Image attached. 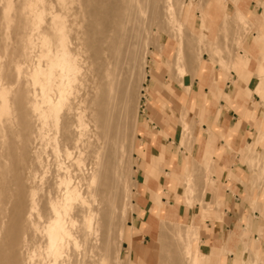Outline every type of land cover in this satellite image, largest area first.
I'll list each match as a JSON object with an SVG mask.
<instances>
[{
	"label": "bare ground",
	"instance_id": "obj_1",
	"mask_svg": "<svg viewBox=\"0 0 264 264\" xmlns=\"http://www.w3.org/2000/svg\"><path fill=\"white\" fill-rule=\"evenodd\" d=\"M74 1L0 3L10 29L0 35V264L122 261L120 221L133 205V104L146 77L150 27L179 33L183 0H84L72 11ZM229 13L222 10L221 22ZM197 47L193 73L203 59ZM255 76L249 89L258 93L262 76Z\"/></svg>",
	"mask_w": 264,
	"mask_h": 264
},
{
	"label": "rangeland",
	"instance_id": "obj_2",
	"mask_svg": "<svg viewBox=\"0 0 264 264\" xmlns=\"http://www.w3.org/2000/svg\"><path fill=\"white\" fill-rule=\"evenodd\" d=\"M2 1L4 2V0H0V3H3ZM82 2H84V0H76L72 2L69 7L72 11H74V9L80 10L82 8ZM3 4H0V26L3 24V26L0 27V31L3 27L4 28L0 32V35L1 33L9 34L10 31V29L4 25L5 19H3V15H1V5ZM181 5L178 14L179 17L177 16L178 21L181 23L179 33H175V28L169 27L170 25L163 26V31L160 30L161 28L156 29L154 26L150 27L151 43L149 44V51L145 61L146 77L144 78L143 84H141L140 81L137 94L139 98H137V102L134 101L133 104L134 106L136 105V124L135 136L131 146L132 150L129 152V155H131L129 156V160L131 158L129 162L131 165V179L128 180V183H131L129 198L133 205L126 208L125 214L120 221V224L123 223L122 227L125 233L121 239L120 246L118 247L119 250L117 252V257L123 261L119 262V264H125L126 261L127 264H188L187 256L191 259V264H214L215 262L214 258L212 259L211 255L205 254L199 246V238L201 234L200 223L203 219L213 220L220 218L223 205L220 186H223V181L218 174V163L212 161L207 153H205V159L198 160L195 147L193 143L191 144V138L187 137L186 134L188 132V129L186 128L187 125H183L182 123V119H185V117L180 119V125L185 135L182 133L183 136H180L178 144L183 147L182 150L183 153H186V156L182 154V163H178L176 166V169L180 172L177 171L175 174L172 171L170 174L167 173L165 175L171 182L170 187L172 186V183H174L179 190L182 191L181 195L176 196V200L181 202L182 205L189 207L192 212H195L198 207V215L194 216L189 224L178 223L165 215L164 213L169 212L170 208L167 205L170 198L169 195L160 190L155 191L152 194L149 193L147 189L148 176L140 171V168H142L141 160L144 157V144L141 139L144 126L140 124V121L143 118L144 108L147 102V85L149 83V78L151 79L153 76L160 78L162 88L170 93H174L175 87H180L183 91H187L188 89L184 87L183 81L186 80V83H192L194 78L199 76L205 67V61L204 59H201L196 72L193 73L192 71L191 64H193V58L195 56L193 49L194 52H196L195 48L197 46L196 50L200 49L201 54L203 53L201 58L204 57L211 62H216L221 69H224L225 71H233L236 75L241 67H246L247 55L249 54L250 49L256 51V57L253 59V62L264 67V15H260L264 12V0H183ZM236 8L239 10L242 9L239 11V13H241L240 15H237L238 9ZM222 10H230L228 19H225L226 22L225 20H222L221 22ZM234 10L237 12H234ZM232 12L234 15L231 14ZM230 15H232V17L236 15V18L239 16L237 20H239V18L240 20L243 19L241 22L239 20V24L243 23L245 26L238 25V22H236L237 20L231 18ZM167 31H170V33L173 31L176 35L171 36ZM176 39L179 40L177 41ZM237 40L239 42H237ZM190 43L192 45L194 43L192 46L193 48ZM178 46H180L182 51L180 50V52L177 53ZM174 51L176 52V55ZM241 54H244L245 56ZM2 60H4V58L0 54V61ZM178 67L184 68L185 74L184 71H180ZM254 67L248 69L252 70ZM262 67L259 68L258 73L262 74V81H264V69H262ZM252 78H254L252 83L254 85L259 77L253 76ZM143 88L144 90H142ZM247 89L248 92L251 91L249 88ZM244 97H246V94H244ZM165 103H167V101H165ZM170 111L172 112V107ZM262 129H264V123H260L258 132L261 133H258L259 135L256 139L251 141V144L245 143V146L243 145L239 150H233L234 155H236L238 159L235 168L240 173L244 174V178L239 179L231 174H229L228 177H231L238 182L242 191L247 187L250 189L252 188L250 190V195L252 197L241 194L238 195L241 197L242 201L248 203L251 211H258L261 216H264V214H262L264 213V203L261 202L259 197L252 199L254 198L253 196H257L261 190L264 191V159H262L264 158L262 157L264 156V135H262ZM254 149L255 152L253 151ZM249 153L252 154L250 155ZM162 158L163 154L161 151L158 156H152L150 164L148 165L149 168L151 165L155 167L156 162L161 161ZM132 165L135 166V168L132 167ZM194 167L197 169H194ZM160 175H164V172L160 171ZM170 187H168V189H170ZM183 189L186 190V193L183 192ZM187 190H189V192ZM157 194L160 195L162 202L161 212L163 213L160 217L153 214L154 208L157 210V205L159 204V196ZM185 199L189 201L186 202ZM187 203L190 205L188 206ZM134 214H136L135 220ZM142 227H144L143 230ZM178 229L180 233H185L184 238H181L176 234ZM184 230L186 232H184ZM238 230L243 234V237H246L250 233V225L248 221H243V226H238ZM133 234L137 235L140 239V241L136 243L135 248L134 246L132 248L131 245ZM258 235L260 238V231L258 232ZM175 237L178 238L175 239ZM252 243H258V241H253L252 238ZM183 246L189 248V250H187L188 255L184 252L185 248H183ZM138 249L143 251V255L142 253H138ZM236 262L238 264H264V252H261L259 249L254 250L252 247H243L242 257L240 260H236Z\"/></svg>",
	"mask_w": 264,
	"mask_h": 264
},
{
	"label": "crops",
	"instance_id": "obj_3",
	"mask_svg": "<svg viewBox=\"0 0 264 264\" xmlns=\"http://www.w3.org/2000/svg\"><path fill=\"white\" fill-rule=\"evenodd\" d=\"M255 57L256 51L250 49L246 67L241 68L237 75L233 71L221 69L216 62L203 57L205 67L190 83L187 91L175 87L174 93H170L162 88V82L157 76L149 78L147 85V102L140 121L144 126L141 137L144 157L140 171L148 176L149 193L160 190L169 195V212L164 214L178 223L189 224L199 213L198 207L192 212L189 207L176 200V196L181 195L182 191L174 183L170 187L171 182L165 175L172 171L176 174L179 171L176 166L182 163V154L186 156L183 147L178 144L180 134L184 132L180 125L181 116L185 117L187 122V137H191L198 160L205 159L207 153L212 161L218 163V174L223 181V186H220L222 213L220 220H202L199 238L201 250L214 258V264H238L236 260L241 259L243 247H252L264 252V216L258 211H251L248 203L242 201L238 195L251 196L252 188L247 187L242 191L239 183L228 177L231 174L239 179L244 178V174L235 168L238 159L233 150H239L245 143L256 139L258 133H261L258 132V127L260 123H264V81L257 93L260 97L247 89L253 87V76H262L258 73L262 66L253 62ZM253 67V71L248 69ZM186 84L184 80V87ZM160 151L163 154L162 160L156 162L155 167L151 165L149 168L151 157L158 156ZM160 171H163L164 175H160ZM253 197L252 199L259 197L264 203V191L261 190ZM161 203L160 201L157 205V210L153 207V214L158 217L163 213ZM135 218L136 214L134 220ZM243 221H248L250 225V233L246 237L238 230V226H243ZM252 238L258 243H252ZM139 241V237L133 234L132 248H135ZM138 247L140 248L139 245ZM138 253L143 255L140 249Z\"/></svg>",
	"mask_w": 264,
	"mask_h": 264
}]
</instances>
